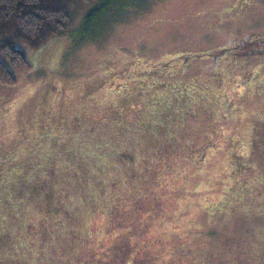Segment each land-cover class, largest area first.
Here are the masks:
<instances>
[{"label": "rangeland", "instance_id": "1", "mask_svg": "<svg viewBox=\"0 0 264 264\" xmlns=\"http://www.w3.org/2000/svg\"><path fill=\"white\" fill-rule=\"evenodd\" d=\"M252 42L264 0H81L19 44L30 64L0 81V264H264Z\"/></svg>", "mask_w": 264, "mask_h": 264}, {"label": "trees", "instance_id": "2", "mask_svg": "<svg viewBox=\"0 0 264 264\" xmlns=\"http://www.w3.org/2000/svg\"><path fill=\"white\" fill-rule=\"evenodd\" d=\"M80 1L0 0V81L14 82V70L30 64L18 45L36 47L63 31L72 23L74 7ZM242 45L245 47L238 50H243L237 52L264 53V44L263 47L258 42Z\"/></svg>", "mask_w": 264, "mask_h": 264}, {"label": "flooded vegetation", "instance_id": "3", "mask_svg": "<svg viewBox=\"0 0 264 264\" xmlns=\"http://www.w3.org/2000/svg\"><path fill=\"white\" fill-rule=\"evenodd\" d=\"M221 52H223V51H221ZM200 156H201V157H200V159H201L200 162H204L205 159H206V153H203V154H201ZM197 162H198V161H197ZM198 163H199V162H198ZM239 166H240V164H239ZM245 182H246V181H243L242 183L244 184V187L247 188Z\"/></svg>", "mask_w": 264, "mask_h": 264}]
</instances>
